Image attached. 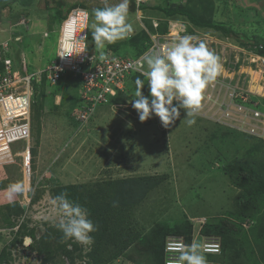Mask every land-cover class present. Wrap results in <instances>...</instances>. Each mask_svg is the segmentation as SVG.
Returning <instances> with one entry per match:
<instances>
[{"label":"rangeland","instance_id":"rangeland-1","mask_svg":"<svg viewBox=\"0 0 264 264\" xmlns=\"http://www.w3.org/2000/svg\"><path fill=\"white\" fill-rule=\"evenodd\" d=\"M148 1L147 4H151L160 3L161 0ZM6 4L15 7L11 9L10 17H7L10 21L0 24V43L9 38V34L4 32L6 28H20L23 16L26 18L24 28L29 29L26 30L28 34L31 31L37 33L39 21L47 25L45 31L49 34V37H28L24 28H21L24 29L20 30L21 32L16 31L13 34V41L15 37H19V33L24 36L23 43L12 44L10 53L19 71L22 70V53L25 54L30 71L41 68V64L54 61V44L58 40L60 26L56 16L53 13L47 15L46 11H37L34 7L27 11L22 7L20 10L14 0H0V6ZM197 14L204 20L231 23L230 26L236 32L258 39L264 47V0H204L203 6L197 9ZM130 19L134 26L133 32L126 39L109 44L103 49L95 48L89 29V51L93 54L106 50L115 53V49L120 47L124 53L136 54L140 50L129 44L128 40L135 35L144 37L157 32L159 27L155 28L154 25L158 23L160 26L164 18L159 13L140 10L130 14ZM91 20L92 17L90 23ZM48 21L51 22L49 26ZM189 31L190 27L187 34ZM198 33L209 42L215 40L209 47L219 57L226 45H235L242 49H236V52L228 57H231L230 61L239 59L244 62L249 52H256V47L243 46L232 39L227 41L220 33L212 30H199ZM246 65L247 63L237 65L236 71L248 73L236 82L243 88L264 95V78L257 82L248 78L252 72L254 78L255 69L259 77L262 69L255 67L251 71ZM135 87L133 84L126 87L125 95H121L123 104H111L101 109L88 125L78 130L79 124L71 114L79 98L76 78L68 74L56 85L47 83V87H42L43 90L39 93L35 86L36 101H39L34 114L32 113L31 122L30 148L35 151L36 156L32 153L30 189L28 179L23 177L22 157H17V154L25 151L26 142L20 141L11 146L12 153L16 156V164L8 168L0 167V264H84L81 263V254L85 255L82 250L80 253L72 251L69 240L63 239L60 244L56 242L61 231L56 228L59 215L51 205L54 192L72 186H82L83 192H93L99 183L141 177L165 179L148 191L141 204L134 206L135 199H129L131 208L125 217L115 215V212L118 213L121 199L124 198H120L116 191L112 194L113 201L118 205L115 206V211L113 209L112 218L110 217L111 229L115 224L114 220L118 229V224L122 222L120 219H123L125 228L130 227L133 233L139 234L135 245L116 259L110 254L114 251L113 245L106 246L107 249L104 250L100 249L99 257L108 259V262L103 264H149L152 257L150 235L153 236L155 231H158L159 236L167 234L168 230L174 228V231L187 226L192 219L197 223L191 222L194 227H198L203 219L206 224L217 221H234V224L239 225L241 223L249 238L254 239L251 228L257 222L263 221L259 213L254 215L255 218L240 222L235 200L243 194V190L236 185L237 178L228 172V167L236 165L237 161L264 157V143L260 142L264 138L258 140L255 137L239 135L237 131H233L235 129L228 130L197 117L196 123L188 126L186 123L182 124L186 119L185 112L182 111L180 119L167 128L155 115L141 122L137 111L130 104ZM143 93L148 96L145 89ZM56 96L59 97L58 100ZM15 182L22 183L23 191L9 198L6 189L9 184ZM257 205L260 212L264 211V196L257 200ZM18 209L20 213L16 214ZM50 229H54L53 242L48 252H39L37 248ZM218 238L223 243L222 237ZM235 239L228 241V264H264V261H258V252L251 254L250 246L257 249L252 240L238 245Z\"/></svg>","mask_w":264,"mask_h":264},{"label":"built area","instance_id":"built-area-1","mask_svg":"<svg viewBox=\"0 0 264 264\" xmlns=\"http://www.w3.org/2000/svg\"><path fill=\"white\" fill-rule=\"evenodd\" d=\"M169 1L176 3L186 0ZM135 2L138 10L145 0H135ZM85 12L89 15L85 16ZM90 17V12L83 8H75L69 13L59 29L56 59L37 71H30L24 53L21 54L22 70L19 71L14 58L10 56L13 44L11 37L0 43V65H2L0 67V167L16 162V156L11 150L12 144L20 141L27 142L28 146L30 144L35 84L42 83L44 77L51 85H56L65 73H73L79 78V103L72 110V118L79 124L78 130H80L88 125L101 109L110 106L120 92L125 91L126 82L132 74L143 76L142 72L147 70V66L142 58L146 53L160 51L163 45H171L179 35L187 34L189 27L184 21H171L168 33L156 32L149 35L147 49L138 56H119L111 50L93 54L88 49ZM154 26L157 28L158 23ZM198 32L190 33L189 31V34L197 36L196 42L200 40L205 42V37H200ZM84 35L87 39L83 38ZM224 39L229 41V38ZM214 41L206 40L205 43L209 47ZM69 47L73 48V56L61 57L60 55ZM209 49L211 50L210 47ZM236 49L242 50L235 45H226L223 48L220 56L223 70L216 81L206 89L202 107L196 117L264 138V105L260 100H256L264 98V95H259L249 88H243L239 82H236L247 76L248 72L236 71L238 64L245 63L251 71L255 67L261 68V75L257 80H263L264 56L249 52L244 62L239 59L230 61L231 57L229 59L228 57L236 52ZM257 72L255 69L254 74ZM248 78L254 80L253 74L251 73ZM262 86L264 88V85ZM17 156L22 157L23 177L28 179L30 189L32 157L29 147ZM191 222L197 224L195 219ZM205 225V219L200 220L199 226L194 227L190 242L184 236H168L164 247V264H174L182 247L190 245L193 241L202 245V251L206 257L220 256L222 243L216 236L203 235L202 230ZM90 247L91 245H84L85 249ZM207 261L208 264H221L214 260L207 259Z\"/></svg>","mask_w":264,"mask_h":264},{"label":"trees","instance_id":"trees-1","mask_svg":"<svg viewBox=\"0 0 264 264\" xmlns=\"http://www.w3.org/2000/svg\"><path fill=\"white\" fill-rule=\"evenodd\" d=\"M240 1H248V0H240ZM16 5H19L25 9L30 8H36L37 11H46L47 15L53 13L54 16H56V21L58 24H61L69 15L71 10L75 8H84L92 12L94 8L98 7H104L106 4H113L116 3L117 0H108L106 2H103L101 0H14ZM204 0H186V1H180V2H171L169 0H162L160 3H151V4H142L138 10L140 11H153L156 13H159L162 15L164 19H162L163 22L159 28L158 33L160 34H166L169 32V23L171 21L177 20V19H183L182 21H185L188 26L190 27V33H194L195 31H204V30H212L217 33H220L222 36L226 38H231L235 42H237L240 45L245 46H254L256 47V53L264 56V47L261 45L258 39H255L254 37H247V34L238 33L234 30L232 26H230L231 23H225L220 21H211V20H204L197 14V9L199 7L203 6ZM6 5L0 6V16L4 17V11L7 8ZM44 6V7H43ZM12 9V5L8 6ZM130 14H134L137 12V6L135 0H130V7H129ZM53 17V16H52ZM54 18V17H53ZM49 25H51V22L49 21ZM46 37H48L46 35ZM89 39V36H88ZM149 36L144 35V37H139L135 35L131 39L128 40V43L136 46L140 51L136 54H129L124 53L120 47L115 49V54L119 56H138L142 54L146 49L147 45L149 43ZM89 46V42H88ZM101 52V51H100ZM50 63V62H49ZM2 67V65H0ZM72 75L74 78H76L77 85H78V92H79V78L76 77L73 73H65L60 80L65 77L66 75ZM139 77L142 80H145V78L139 74H132L127 82L126 87L131 86L132 84L135 85V80ZM59 80V81H60ZM58 81V82H59ZM47 79L46 77L43 78L42 83L35 84L37 92H41L43 89L42 87H47ZM146 93H148V86L147 81L145 80V87ZM143 89V90H144ZM41 90V91H40ZM37 93V94H38ZM42 95V94H41ZM79 95V94H78ZM121 95H125L124 92H120L117 97H115L111 104H123L121 100ZM149 96V93L147 94ZM37 95H35V101L33 104V112L37 108L36 105L38 104ZM260 100L261 103L264 105V98L256 99ZM120 102V103H118ZM255 102V101H254ZM79 98H77V101L75 103V106L72 108V110L78 105ZM182 112H185L183 109ZM34 114V113H33ZM199 118V117H197ZM200 120H204L205 122H210V120H205L202 118H199ZM216 125V124H215ZM220 127H223L221 125H218ZM227 128V127H226ZM229 130V128H227ZM231 129V128H230ZM237 131V130H233ZM239 135H246L250 137L252 136L246 132H239ZM256 139L260 140L259 137H255ZM260 142L264 143V140H260ZM31 149V153H33V156L35 157V151ZM33 161V160H32ZM228 172L237 178L236 185L243 190V194L241 196H238L235 200V206L237 211L240 214V222H243L245 219L248 218H255L254 215H258L260 213L261 219L263 222H257L252 228H251V234H253V240L249 238V235L244 231L243 227L239 224H234L233 222H214V223H207L203 228V235L206 236H221L223 239L222 243V254L220 256H207V259L218 261L221 264H228L227 260L229 258L228 248L230 247L229 242L230 240L236 238L238 245L245 244L249 240H252L254 244L256 245V250L251 247V254H257L258 252L259 257L258 261H264V211L259 210L257 205V200L264 196V157L260 159H250L247 161L242 162H236V165H230L228 167ZM164 177L155 178V177H141L136 179H122L120 181L116 182H107V183H99L96 187V190L93 192H83V187H65L64 189H57L54 192V196L60 194L61 192H67L69 194V198L82 206L86 207L89 211V218L94 222L96 225L97 231L92 233L93 237V243L91 250L82 256V261L86 264H103L107 260L101 259L100 256V249L104 250L107 249L106 246L113 245L114 251H111V256L113 259H116L123 254L126 253V250L130 248L132 245H135V242L138 239V234L133 233V230L130 227H124L126 224L124 223L123 219H120L121 217H125L126 214H128L129 209L131 208V204L128 202L129 199H135L134 206L137 204H141L142 200L145 198L148 191L158 186L162 181L164 180ZM117 188L119 191H117ZM80 189H82V192H80ZM116 191V194L120 196L121 204L118 205L117 202L113 201L112 194L114 195ZM99 202H101L99 204ZM118 205V213L115 212V215H121L120 220L122 221L120 224H118V229H116V221L114 220L113 228L111 229L110 223L113 216V209L115 211V206ZM117 206V207H118ZM114 207V208H113ZM16 214L20 213V209L15 211ZM239 219V218H238ZM190 223L187 224V226H183L180 228H177L173 231L168 230L167 234H162L159 236L158 231H155V233L151 236L150 235V248L152 249V257L149 262V264H164V247L165 242L168 236L174 235V236H184L185 239L190 242L191 236L194 230V225L189 221ZM120 228V230H119ZM54 229H50L47 231V233L42 238V243L40 242V247L37 248L39 252L46 253L48 252L49 247L51 246L54 236L53 231ZM58 234V233H57ZM190 236V237H187ZM230 238H229V237ZM140 237V236H139ZM241 238L242 240L239 241L238 239ZM235 239V240H236ZM63 241V233L59 232L56 242L57 244H60ZM229 241V242H228ZM55 242V243H56ZM71 246L73 247L72 251H77L80 253L81 248L76 244L72 243L71 240H69ZM104 247V248H102ZM36 249V248H35ZM80 251V252H79ZM256 251V252H255ZM110 252V251H109ZM240 257V255H239ZM257 257V256H256ZM230 259V258H229Z\"/></svg>","mask_w":264,"mask_h":264},{"label":"clouds","instance_id":"clouds-1","mask_svg":"<svg viewBox=\"0 0 264 264\" xmlns=\"http://www.w3.org/2000/svg\"><path fill=\"white\" fill-rule=\"evenodd\" d=\"M147 2L149 1L145 0L143 4ZM129 7L130 0H117L116 3L92 10L89 29L96 49H103L109 44L124 40L133 32ZM84 15L87 16L89 13L85 12ZM83 38L87 39V36L84 35ZM196 41L197 37L194 35H179L171 45H163L160 51L144 55L142 59L147 70L143 71L142 75L147 81L149 96L143 93L145 80L137 77L133 98L130 100L141 122L155 115L167 128L180 119L183 109L186 119L182 124L192 126L196 123L195 117L202 107L206 89L216 81L223 70L219 55L210 50L203 40ZM60 56H73V48L69 47ZM28 147L32 157L30 144L28 146L26 142V149ZM6 191L9 198H12L14 194L23 191V185L20 182L9 184ZM51 205L59 215L56 228L63 233V239L76 243L83 253L87 254L91 247L85 249L84 245L93 243L92 233L97 231L96 225L89 218L88 209L71 200L67 192L52 197ZM174 264H208V261L202 251V245L193 241L190 245L182 247Z\"/></svg>","mask_w":264,"mask_h":264},{"label":"crops","instance_id":"crops-1","mask_svg":"<svg viewBox=\"0 0 264 264\" xmlns=\"http://www.w3.org/2000/svg\"><path fill=\"white\" fill-rule=\"evenodd\" d=\"M13 7H15V6H13ZM12 7V8H13ZM21 6L19 7V9L21 10ZM23 9V8H22ZM23 10H25V11H27V10H29V9H23ZM11 8H6L5 9V11H4V17H6V18H4V19H2V18H0V23L1 24H3V22H7V21H10V20H8L7 19V17H10V15H11ZM21 19H23V22L21 23V21H20V28L17 30V29H13V28H6V30H4L7 34H9V36L8 37H12L13 36V34L17 31V32H21L20 30H24L25 29V33L28 35V37H42V36H44V37H46V35L49 37V34L45 31V27L47 26V25H44V24H41L40 23V21H39V23L37 24L38 26H39V30L37 31V33H32V31H31V33H27V31L26 30H29L28 28L26 29V27L24 28V26H25V24H26V18L23 16ZM29 19V18H28ZM49 22V21H48ZM22 24H23V26H22ZM32 26H34V24L32 25ZM48 26H49V23H48ZM21 28H24V29H21ZM45 31V32H44ZM20 35H19V37H15V39H14V41H12L13 42V44L15 43V45L16 44H18V43H23V40H22V37H24L23 35H21V33H19ZM34 34V35H33ZM59 37V36H58ZM57 42H58V40L56 41V43L54 44L55 46H56V53H57ZM34 48H35V50H36V46L34 45ZM56 53H55V58L53 59V60H55L56 59ZM49 63V62H48ZM47 63H45L44 65H42L41 64V68L40 67H38V68H34L35 69V71H37L38 69H42L45 65H46ZM56 98H57V100L59 99V97L58 96H56ZM56 104L58 105V101H56ZM71 114H72V112H71ZM40 154V153H39ZM39 157V156H38ZM38 159V158H37ZM16 164V163H15ZM11 166H13V165H6L5 167H3V168H8V167H11Z\"/></svg>","mask_w":264,"mask_h":264},{"label":"bare ground","instance_id":"bare-ground-1","mask_svg":"<svg viewBox=\"0 0 264 264\" xmlns=\"http://www.w3.org/2000/svg\"><path fill=\"white\" fill-rule=\"evenodd\" d=\"M247 69H248V68H247ZM243 70H244V69H243ZM248 70H249V69H248ZM252 73H253V72H252ZM258 75H259V74H258ZM258 75L254 74V80H255L256 82H257V78H259ZM255 81H254V82H255ZM257 85H258V84H257ZM257 85H256V86H257ZM254 87H255V86H254ZM254 87H253V89H254ZM260 90L262 91V89H260ZM260 90H259V91H260ZM259 91H258V92H259Z\"/></svg>","mask_w":264,"mask_h":264},{"label":"water","instance_id":"water-1","mask_svg":"<svg viewBox=\"0 0 264 264\" xmlns=\"http://www.w3.org/2000/svg\"><path fill=\"white\" fill-rule=\"evenodd\" d=\"M28 241V240H27Z\"/></svg>","mask_w":264,"mask_h":264}]
</instances>
